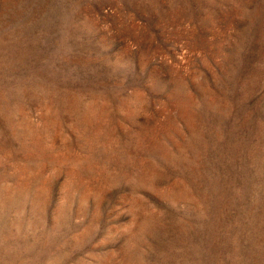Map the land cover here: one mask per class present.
Returning <instances> with one entry per match:
<instances>
[{"label":"rangeland","instance_id":"374dc122","mask_svg":"<svg viewBox=\"0 0 264 264\" xmlns=\"http://www.w3.org/2000/svg\"><path fill=\"white\" fill-rule=\"evenodd\" d=\"M0 264H264V0H0Z\"/></svg>","mask_w":264,"mask_h":264}]
</instances>
